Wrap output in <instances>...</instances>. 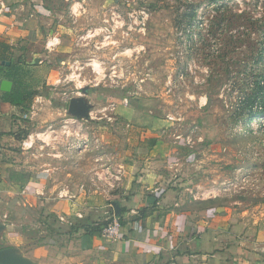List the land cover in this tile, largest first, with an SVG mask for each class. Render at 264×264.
I'll list each match as a JSON object with an SVG mask.
<instances>
[{
  "label": "rangeland",
  "instance_id": "rangeland-1",
  "mask_svg": "<svg viewBox=\"0 0 264 264\" xmlns=\"http://www.w3.org/2000/svg\"><path fill=\"white\" fill-rule=\"evenodd\" d=\"M44 2L37 21L61 23L73 47L61 63L50 57L56 74L36 72L37 100L17 139L4 144L39 185L30 190L48 199L76 194L80 202L101 195L109 203L132 171L137 120L151 111L172 117L167 135L191 137L176 150L198 179L197 207L234 219L264 216V0H88V10L85 0ZM27 49L42 52L43 39ZM34 77L25 75V83L34 85ZM71 99L86 112L72 114ZM114 209L108 205L91 228L106 225ZM37 220L26 225L30 235L18 253L37 264H98L96 248L78 231L86 230L83 220L79 227L71 216Z\"/></svg>",
  "mask_w": 264,
  "mask_h": 264
},
{
  "label": "crops",
  "instance_id": "crops-1",
  "mask_svg": "<svg viewBox=\"0 0 264 264\" xmlns=\"http://www.w3.org/2000/svg\"><path fill=\"white\" fill-rule=\"evenodd\" d=\"M1 2L0 81L11 80V90L35 92L42 87L36 72L46 67L49 75L56 74L58 66L50 57L59 56L56 58L61 63L72 55V39L62 33L61 23L56 27L39 24L35 12L45 9L44 0ZM84 3L81 6L88 10V0ZM96 6L92 3L91 9ZM41 38L43 51L29 53V43ZM32 72L35 77L31 86L24 77ZM202 98L199 96L201 108L205 104ZM36 100L35 94L20 105L0 99V223L4 226L1 248L19 249L30 235L26 225L37 223L43 215L62 219L71 216L76 222L90 224L107 216V206L114 205L113 215L121 224L117 239L110 241L85 233L89 245L100 255L98 264H264V216L234 219L223 211L211 213L197 207L199 197L194 190L199 186L198 179L188 175L190 164L181 165L176 150L178 145H188L191 137L166 134L163 126L172 120L170 115L166 121L150 111L138 118L140 127L131 136L132 171L126 173L128 177L116 188L109 203L102 201L101 195H88L80 202L81 196L76 194L60 193L48 199L42 190H30L39 185L30 179L27 169H18L10 160L15 153L4 144H13L21 118L31 113ZM16 225L21 228L14 229Z\"/></svg>",
  "mask_w": 264,
  "mask_h": 264
},
{
  "label": "water",
  "instance_id": "water-1",
  "mask_svg": "<svg viewBox=\"0 0 264 264\" xmlns=\"http://www.w3.org/2000/svg\"><path fill=\"white\" fill-rule=\"evenodd\" d=\"M8 64V62H6ZM12 81L2 79L0 81V91L10 92ZM86 90V89H85ZM87 110L86 105L80 99H71L69 102V111L74 115H81ZM4 226L0 223V232ZM0 264H37L29 258L18 253L17 249L12 246L0 248Z\"/></svg>",
  "mask_w": 264,
  "mask_h": 264
},
{
  "label": "trees",
  "instance_id": "trees-1",
  "mask_svg": "<svg viewBox=\"0 0 264 264\" xmlns=\"http://www.w3.org/2000/svg\"><path fill=\"white\" fill-rule=\"evenodd\" d=\"M254 90L255 91L252 93V97L250 98V105L248 107V108H250L249 111H251L252 107L255 105L256 99L258 98L257 94H256V91L259 90V87L255 88ZM24 93L25 92L21 91V89L14 88L10 92L2 93V96H1L0 99L4 100V101H7V102H10L11 104L20 105V104H24L26 99H30V98L32 99V97L35 94L34 91L33 92L32 91L31 92L27 91L25 94ZM258 108L262 109L261 113H264V102L262 104H259ZM75 223H76L75 225L78 224L77 225L78 227L82 225L81 224L82 222H78V223L75 222ZM83 224H85V226H86L85 233L88 234V235L98 234V233H100L101 229L103 228V227L102 228L95 227L96 229L95 228H91L92 226H94L93 225L94 223H91L92 225L91 224H87V223H83ZM75 229H77V228H75Z\"/></svg>",
  "mask_w": 264,
  "mask_h": 264
},
{
  "label": "built area",
  "instance_id": "built-area-1",
  "mask_svg": "<svg viewBox=\"0 0 264 264\" xmlns=\"http://www.w3.org/2000/svg\"><path fill=\"white\" fill-rule=\"evenodd\" d=\"M0 5H2V2L0 0ZM169 119H172V117H169ZM121 232V224L119 221L118 216L113 215L109 222L103 226V228L100 231V236L103 237L106 240L113 241L117 239L120 236Z\"/></svg>",
  "mask_w": 264,
  "mask_h": 264
}]
</instances>
